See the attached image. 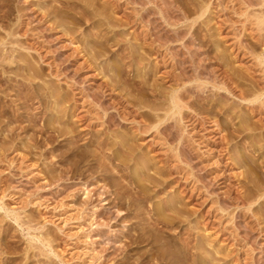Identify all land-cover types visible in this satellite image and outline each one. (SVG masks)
<instances>
[{
	"label": "rangeland",
	"instance_id": "obj_1",
	"mask_svg": "<svg viewBox=\"0 0 264 264\" xmlns=\"http://www.w3.org/2000/svg\"><path fill=\"white\" fill-rule=\"evenodd\" d=\"M258 3L0 0V264H264Z\"/></svg>",
	"mask_w": 264,
	"mask_h": 264
},
{
	"label": "bare ground",
	"instance_id": "obj_2",
	"mask_svg": "<svg viewBox=\"0 0 264 264\" xmlns=\"http://www.w3.org/2000/svg\"><path fill=\"white\" fill-rule=\"evenodd\" d=\"M259 1V3H258V5L259 6H263L264 5V0H258ZM257 5V4H256ZM202 9V8H201ZM204 10L205 9H203V12H204ZM261 10H263V9H261ZM260 10V12H258V17H256L257 18V24L259 25L258 27H260V26H263L264 25V21H263V19H261V17L262 16H260L261 14L262 15H264V12H262ZM260 16V17H259ZM262 28V27H261ZM135 61V60H134ZM5 62H6V60H5ZM224 76H225V78L227 79V80H229V82H231L232 80L226 75V74H224ZM199 77H200V75L197 73V78L199 79ZM232 83V82H231ZM219 86V87H216V86ZM212 87L213 88H218V89H222V90H225L226 92H228V93H230V91L228 90V86H226V83L225 82H219L218 84H216V83H214L213 85H212ZM180 88V87H179ZM196 89V88H195ZM179 90H172V91H170V93L167 95V105H168V110L167 111H165V118H169V119H177V117H178V119H180V114H181V110H182V108L184 107V103H183V98H182V96H180V94H179ZM261 97V96H260ZM260 97H256L255 98V101H258V102H260ZM239 100H241V101H246L243 97H242V95H240L239 97ZM166 105V106H167ZM154 110V109H153ZM177 121V120H176ZM213 123V122H212ZM213 126H215V127H218V125L217 124H212ZM217 129V128H216ZM263 160H264V157H263ZM261 165L264 167V161L263 162H261ZM260 197H264V192L262 193V195L260 196Z\"/></svg>",
	"mask_w": 264,
	"mask_h": 264
}]
</instances>
